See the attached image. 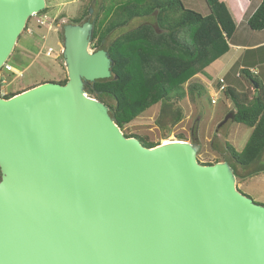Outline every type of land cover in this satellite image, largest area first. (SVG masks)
I'll list each match as a JSON object with an SVG mask.
<instances>
[{
  "label": "water",
  "instance_id": "obj_1",
  "mask_svg": "<svg viewBox=\"0 0 264 264\" xmlns=\"http://www.w3.org/2000/svg\"><path fill=\"white\" fill-rule=\"evenodd\" d=\"M45 9L0 0V70ZM92 35L63 26L65 84L0 98V264H264V206L228 162L199 163L198 142L147 148L86 93L114 67Z\"/></svg>",
  "mask_w": 264,
  "mask_h": 264
},
{
  "label": "trees",
  "instance_id": "obj_2",
  "mask_svg": "<svg viewBox=\"0 0 264 264\" xmlns=\"http://www.w3.org/2000/svg\"><path fill=\"white\" fill-rule=\"evenodd\" d=\"M207 4L210 14L202 16L185 8L181 0H135L114 10L108 9L106 16L111 15V19L102 31H99L97 18L91 21L92 48L107 42L112 33L121 31L136 18L151 17L159 29L158 32L151 25L144 24L110 40L105 49L114 61L112 76L85 84L86 93L107 106L109 115L122 132L126 124L155 104L160 105L157 127L161 130L167 125L174 127L184 116L179 103L187 99L194 104L206 95V88L200 82H191L186 87L184 84L228 51L227 40L232 37L236 28L235 18L226 2L209 0ZM46 10L47 8L39 15ZM84 12L82 17L71 20L73 25L84 23L90 18L88 9ZM30 21L29 19L24 32L30 26ZM246 24L251 31H264V0L249 16ZM248 67L250 68L244 65L236 77L246 85L243 91L226 86L222 92L232 102L233 121L251 129L241 152L225 142V150L230 158L243 168L257 165L264 153L263 86ZM66 80L58 83L65 84ZM15 94L18 92L10 93L6 99ZM124 136L138 138L147 148L158 145L136 135L124 133ZM183 138L182 135L177 136L178 140ZM217 162L220 161L214 163ZM233 172L238 183L246 177L264 172V166H255L246 175Z\"/></svg>",
  "mask_w": 264,
  "mask_h": 264
},
{
  "label": "rangeland",
  "instance_id": "obj_3",
  "mask_svg": "<svg viewBox=\"0 0 264 264\" xmlns=\"http://www.w3.org/2000/svg\"><path fill=\"white\" fill-rule=\"evenodd\" d=\"M133 1L135 0H46L47 10L42 15L50 17V26L52 28L48 30L39 27L31 18L30 24L33 23L34 26V28H32L33 33L29 34L27 31L21 33L7 61L13 68L22 72V77L9 81L10 84L6 90L12 94L17 88L35 82L58 83L66 79L62 56L60 55L61 57L59 59L54 60V58L45 56L44 53L46 49L49 48L53 49L56 54L60 53V51L62 53L63 25L68 23L73 24L71 21L72 19L82 17L86 9H88V12L91 9L92 11L89 19L92 21L97 18L99 31H102L107 25V22L111 19V15L106 16V11L108 9L111 8L114 10L127 2ZM208 1L209 0H181L185 8L199 13L202 16L210 14V9L207 4ZM152 23L153 19L151 17L136 18L121 31L116 30L112 33L107 42H105V45L108 46L110 40L124 31L137 28L144 24L153 26ZM242 28L243 27L239 28V32L235 37L229 39V43L236 44L245 42L240 38L243 33ZM180 37L182 38V35ZM255 42L256 39L253 40V43ZM228 46V51L230 52L228 59L232 55L234 58L226 62L227 64L224 68L222 67L223 69L221 68L220 72L218 69L221 67L222 63L219 62V59L214 60L210 65L205 67L203 72L205 73V78L214 79L218 75L217 77L219 79L222 78L224 80L225 85L234 87L237 91H243L246 85L243 81L235 77L237 74L236 72H239V66L234 65L235 59L237 58L240 63L239 57L242 56V51L236 50L229 44ZM90 49L94 50L92 46H90ZM255 54L260 57L259 53ZM245 59L246 63L251 62V57L247 56ZM248 69L250 68L248 67ZM255 69L259 70L258 68ZM261 72L264 73V70L262 69ZM197 81L201 84L203 83L199 78V74L192 76L187 83L184 84V87L191 82ZM204 87L206 88L205 85ZM208 92L210 91L206 90V95L197 100L194 104L190 103L187 99L179 103L184 116L174 127L167 125L164 130L157 127L156 120L160 112V105L155 104L149 106L140 116L126 124L123 132L127 135L139 136L147 142L154 144H162L161 142L163 141H179L177 136L182 135L184 137L182 141L190 143L196 141L200 144L201 148L197 155L199 163L206 165L213 164L215 161H226L229 163L232 170L241 175H246L252 171L255 166H264V153L257 165H251L248 168L239 167L230 158V155L225 150V142L233 146L237 152H241L250 136L251 129L231 120L219 128L218 125L224 120L226 115L233 113L234 108L232 102L227 100L223 94H219L215 99L217 101L216 105L210 104L211 98ZM237 188L242 194L251 198L256 204L264 206V172L239 180Z\"/></svg>",
  "mask_w": 264,
  "mask_h": 264
},
{
  "label": "crops",
  "instance_id": "obj_4",
  "mask_svg": "<svg viewBox=\"0 0 264 264\" xmlns=\"http://www.w3.org/2000/svg\"><path fill=\"white\" fill-rule=\"evenodd\" d=\"M219 1L226 2V4L231 9V12L235 18L236 28H235V31H234L232 37H235L237 35V33L239 32V28L243 27L242 28L243 33H242V36L240 38H242V40H244L245 42L231 44V43H229V40H227L228 44L231 47L235 48L236 50L242 51V56L239 57L240 63H239V60L237 58V59H235L234 65L239 66L238 70H241L244 67V65L250 66V69H252V70H254L255 68H258L259 70H256V69L254 70L257 73L255 76L261 81L262 86H263V93H264V73L261 72L262 69L264 70V31H261V32L251 31L247 27V24H246L249 16L252 15V13L256 10V8L259 6V4L261 3L262 0H219ZM254 39H256L255 43H253ZM255 53H259L260 57H258L257 54H255ZM61 54H62L61 51H60V53L56 54L57 58L54 60L59 59L62 56ZM229 54H230V52L227 51L223 56H221L219 58V62L224 64V65L221 64V67L218 69L219 72H220L221 68L222 67L224 68V66L227 64L226 62H228L231 58L232 59L234 58L232 55L228 59ZM247 56L251 57L250 63H246V61H245L246 60L245 58ZM236 73L238 74V72H236ZM237 74L235 75V77H237ZM217 76L214 79L213 78L210 79L207 77L205 78L204 72L199 74V78L203 82L202 84H204L206 86V88H207L206 90L210 91V92H208V94H210L211 99L214 98L215 94H216L215 89H216L217 81L219 80V78ZM220 79H222V78H220ZM40 83H42V82H35V83L27 85V86H22L20 88H17L16 90H14L12 93L22 92L25 89H27L31 86L38 85ZM211 99H210V101H211Z\"/></svg>",
  "mask_w": 264,
  "mask_h": 264
},
{
  "label": "built area",
  "instance_id": "obj_5",
  "mask_svg": "<svg viewBox=\"0 0 264 264\" xmlns=\"http://www.w3.org/2000/svg\"><path fill=\"white\" fill-rule=\"evenodd\" d=\"M34 20V23L39 26V27H43L46 28L48 30H50L52 27L51 25V19L50 17H47L46 15H36L31 17ZM30 18V20H31ZM32 28H34L33 23L30 24V26L27 29V32L29 34L33 33ZM44 39V37H43ZM45 56L49 57V58H57V55L55 53V51H53V49L49 48L46 49V51L44 52ZM250 72L254 75H256L257 73L250 69ZM22 77V72L13 68L9 63L4 64V66L1 68L0 70V98H6L10 93L6 90L10 84L9 81L15 80V79H20ZM238 77V74H237ZM226 85L224 83L223 79H219L217 81V85H216V89H215V97L211 99L210 104L215 105L216 104V98L219 96V94H222V92L225 90Z\"/></svg>",
  "mask_w": 264,
  "mask_h": 264
},
{
  "label": "flooded vegetation",
  "instance_id": "obj_6",
  "mask_svg": "<svg viewBox=\"0 0 264 264\" xmlns=\"http://www.w3.org/2000/svg\"><path fill=\"white\" fill-rule=\"evenodd\" d=\"M90 17V16H89ZM87 21H89V22H91V20L88 18V20ZM86 21V22H87ZM85 23V22H84ZM83 23H81V24H79V25H82ZM152 27L156 30V31H158L159 32V29H158V27L154 24V22L152 23ZM90 46H91V44H90ZM94 47L95 48H93L95 51H106L107 52V50L105 49V47H106V45H105V42H103V43H101L99 46H96V45H94Z\"/></svg>",
  "mask_w": 264,
  "mask_h": 264
},
{
  "label": "bare ground",
  "instance_id": "obj_7",
  "mask_svg": "<svg viewBox=\"0 0 264 264\" xmlns=\"http://www.w3.org/2000/svg\"><path fill=\"white\" fill-rule=\"evenodd\" d=\"M162 144H166V143H168V141H163V142H161Z\"/></svg>",
  "mask_w": 264,
  "mask_h": 264
}]
</instances>
